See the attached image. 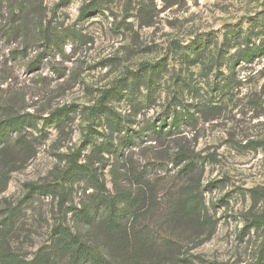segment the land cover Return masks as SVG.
Listing matches in <instances>:
<instances>
[{"label": "rangeland", "instance_id": "rangeland-1", "mask_svg": "<svg viewBox=\"0 0 264 264\" xmlns=\"http://www.w3.org/2000/svg\"><path fill=\"white\" fill-rule=\"evenodd\" d=\"M85 1L0 0V121L25 117L30 149L0 151V264H15L8 254L48 256L64 244L54 231L60 222L89 234L88 212L105 215L106 192L87 175H66L72 156L101 163L98 177L112 192L115 157L96 163L90 153L120 144L129 152L122 144L131 129L175 108L199 117L165 146L170 155L184 145L203 157L208 222L200 235L181 223L186 241L154 248L156 264H264V227L254 223L264 212V54L251 63L238 54L249 35L253 46L264 40V0H96L104 11L82 19ZM144 1L148 15L138 11ZM65 105L70 113L58 119ZM29 184L48 192L29 193ZM88 237L106 240L99 227Z\"/></svg>", "mask_w": 264, "mask_h": 264}, {"label": "trees", "instance_id": "trees-1", "mask_svg": "<svg viewBox=\"0 0 264 264\" xmlns=\"http://www.w3.org/2000/svg\"><path fill=\"white\" fill-rule=\"evenodd\" d=\"M144 2L145 4L142 3L138 11L148 15L151 4L148 1ZM171 3L173 5L176 2ZM101 11L104 10L101 5H97L96 0H86L79 16L85 19L91 13ZM12 13L16 16L15 12ZM262 32L263 30L258 32V36L262 35ZM250 37L249 35L247 45L238 52L240 59L248 63L264 54V40L259 45L253 46ZM141 79L139 77L143 82V78ZM114 91L115 88L104 92V97L113 94ZM104 106L105 103L101 102L98 107L92 108L91 113L95 116L97 111L105 108ZM71 107L65 105L57 108L54 115L58 119L68 115ZM198 120L199 117L194 112L185 108H175L164 120H155L145 126L131 129L122 144V147L130 148L129 152L126 151L127 148L122 150L121 144L115 152L94 149L89 158L94 156L96 163L108 161L105 153L113 154L115 157L110 170L112 192L98 177L101 163L93 168L89 165L91 159L79 162L77 156H72L66 175L69 178L87 175L106 192L103 196L105 215L101 217L89 211L88 216L91 218L87 221L89 234L97 227L100 228V235L106 238L104 244H94L95 242L88 237L89 234L75 232L71 227L60 222L54 231L58 233L64 244L48 256L31 260H20L12 254H8V257L15 264H156L159 257L155 255L154 248L175 246L176 244L172 243L177 239L186 241V236L180 233L181 223L190 221L194 224L196 234L205 233L208 218L205 216L202 180L199 176L204 171L203 157L184 145L170 155L165 146L167 138H182L187 135L188 129H195ZM106 121L108 125L106 128H110L111 122ZM26 122L27 119L22 116L6 117L0 121L2 145L0 151L3 155L7 150L9 153H15L12 144L20 145L24 150L30 151L22 135ZM15 133L17 140L12 142L11 138ZM93 142L91 132L87 133L85 143L90 145ZM105 144L100 143V145ZM139 152L143 156L135 158L134 155ZM13 170L15 169H10ZM47 189L48 186L34 184H29L28 188L29 193L32 194H43L48 192ZM67 201L68 194L62 187L58 197L60 215L65 212ZM254 223L264 227V212L261 218L254 220ZM113 240L115 245L111 244Z\"/></svg>", "mask_w": 264, "mask_h": 264}]
</instances>
